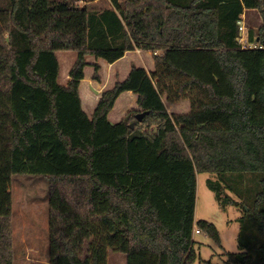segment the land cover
Instances as JSON below:
<instances>
[{
  "label": "trees",
  "instance_id": "trees-1",
  "mask_svg": "<svg viewBox=\"0 0 264 264\" xmlns=\"http://www.w3.org/2000/svg\"><path fill=\"white\" fill-rule=\"evenodd\" d=\"M74 1L0 0V264H14L16 174L49 179L50 264H109L110 250L125 264H194L195 226L220 243L213 222L195 221L199 173L217 175L220 204L244 197L263 236L254 250L241 235L224 264H264V0H111L100 12ZM250 10L262 23L244 47ZM136 49L153 70L133 65L89 117L85 68L102 79L87 57L111 64ZM58 51L77 52L66 83ZM128 91L137 108L111 123ZM183 100L188 112L168 111ZM247 174L257 190L225 185Z\"/></svg>",
  "mask_w": 264,
  "mask_h": 264
},
{
  "label": "rangeland",
  "instance_id": "rangeland-1",
  "mask_svg": "<svg viewBox=\"0 0 264 264\" xmlns=\"http://www.w3.org/2000/svg\"><path fill=\"white\" fill-rule=\"evenodd\" d=\"M123 1V0H120ZM73 3V2H72ZM79 7H86L92 11H101L112 8L111 0H82L74 1ZM244 36L247 30L257 32L261 26V18L255 10L246 12L243 16ZM133 50L126 59L119 61L117 65H110L104 59L96 60L94 56H88L89 62H98L101 65L99 75L102 81L97 84L93 79L94 67L88 65L84 72L85 77L80 83L79 91L83 110L89 117L93 115L97 105L98 96L111 88L116 81L125 78L127 71L137 64L153 69V55L150 51ZM57 57L60 63V81L67 82L68 73L77 59L76 51H58ZM170 113H186L190 109V101L183 100L179 104L167 103ZM136 99L132 95H121L109 113L111 123L119 122L129 111L136 109ZM209 180H217V175L212 173H199L197 175V200L195 221L206 220L213 222L219 231L220 243L215 242L206 232L194 231V249L197 254L194 264H224L227 261V252L236 253L240 248V236L243 235L252 249L258 250L263 236L259 231L258 223L249 207H242L244 197L237 196L228 191L238 204H220L216 191L210 185ZM257 180L254 175L229 176L225 185L242 190H257ZM49 179L44 175L16 174L12 177L13 197V249L14 264H50V240H49ZM228 190V189H227ZM247 204L250 206L249 202ZM251 207V206H250ZM256 243L258 245H256ZM248 250L249 248L246 247ZM109 264H125V257L121 253L109 251Z\"/></svg>",
  "mask_w": 264,
  "mask_h": 264
},
{
  "label": "crops",
  "instance_id": "crops-1",
  "mask_svg": "<svg viewBox=\"0 0 264 264\" xmlns=\"http://www.w3.org/2000/svg\"><path fill=\"white\" fill-rule=\"evenodd\" d=\"M132 52H134V51H132ZM138 52H139V50H138ZM130 53H131V52H129V53L127 52V53L124 55L123 58H121L120 60H118V61H116V62H114V63H111V64L109 63V64H110V65H117V63H118L119 61H123L124 59H126L127 55L130 54ZM152 63H153V66H154V61H153V60H152ZM133 65H137V64H133ZM137 66H139V65H137ZM146 69H147L148 71H152V70H153V69H148L147 67H146ZM129 71H130V70L127 71L126 76L128 75ZM126 76H125V77H126ZM95 82H97V84L100 83V82L98 83V81H96V80H95ZM123 94L129 95V96L132 95V96L137 100V96H136V94H134V93L131 92V91L125 92V93H123ZM123 94H122V95H123ZM98 98H99V96H98Z\"/></svg>",
  "mask_w": 264,
  "mask_h": 264
},
{
  "label": "built area",
  "instance_id": "built-area-1",
  "mask_svg": "<svg viewBox=\"0 0 264 264\" xmlns=\"http://www.w3.org/2000/svg\"><path fill=\"white\" fill-rule=\"evenodd\" d=\"M240 32H241V38H240V41L242 42V44H243V46L244 47H246V39H245V37H244V24H243V22L241 21L240 22ZM249 47H252V48H261V46H259L258 44H256V43H251L250 45H249ZM198 232V231H197Z\"/></svg>",
  "mask_w": 264,
  "mask_h": 264
},
{
  "label": "water",
  "instance_id": "water-1",
  "mask_svg": "<svg viewBox=\"0 0 264 264\" xmlns=\"http://www.w3.org/2000/svg\"><path fill=\"white\" fill-rule=\"evenodd\" d=\"M142 116H143V114H141V113L138 114L137 115V119H141ZM130 126H131V128H133L134 127V123H132Z\"/></svg>",
  "mask_w": 264,
  "mask_h": 264
}]
</instances>
